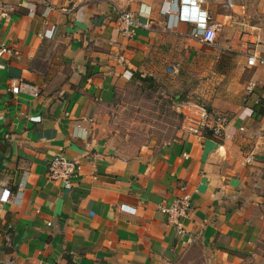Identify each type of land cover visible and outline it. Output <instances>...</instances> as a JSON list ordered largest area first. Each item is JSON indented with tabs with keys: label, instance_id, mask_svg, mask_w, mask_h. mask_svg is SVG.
<instances>
[{
	"label": "crops",
	"instance_id": "obj_1",
	"mask_svg": "<svg viewBox=\"0 0 264 264\" xmlns=\"http://www.w3.org/2000/svg\"><path fill=\"white\" fill-rule=\"evenodd\" d=\"M190 1L0 0V37L20 52L0 67V264H264V66L247 64L264 58V0ZM116 7L149 28L123 36ZM204 16L213 45L193 36ZM190 67L211 77L198 100L232 119L230 137L120 142L118 91ZM58 154L82 166L71 190L48 178ZM181 182L193 209L177 228L158 207Z\"/></svg>",
	"mask_w": 264,
	"mask_h": 264
},
{
	"label": "built area",
	"instance_id": "obj_2",
	"mask_svg": "<svg viewBox=\"0 0 264 264\" xmlns=\"http://www.w3.org/2000/svg\"><path fill=\"white\" fill-rule=\"evenodd\" d=\"M30 6H35L36 3L47 4L48 9L51 8V0H26ZM197 0L190 1L191 6H196ZM3 9L7 11L13 10L10 4H3ZM165 14L169 15L167 22L168 28L173 25L170 24L172 16V6L162 9ZM117 25L119 31L125 37H132L134 29L138 26L149 28L148 24L141 25L135 14L127 9L116 7ZM219 25L211 23L209 16H204L197 22V28L193 31V36L198 38L201 42L213 45L216 40V35ZM20 54L15 43L7 42L0 37V67L4 59L17 57ZM247 64L250 67L264 66V58L256 54H251L248 57ZM174 74H178V70H172ZM256 81H249L245 87L246 93L250 94L256 88ZM12 92L19 93L20 84L12 85ZM175 112L182 117V124L179 132L182 137L192 136L198 140L207 138L225 140L230 137L228 127L232 119L225 114L213 115L210 113L206 105L201 104L193 99L185 101L174 102ZM243 131V128H240ZM82 166L75 160L68 159L63 154H58L50 163L48 167V178L53 182L61 183L65 188L71 190L74 186V179L79 176ZM181 194L170 204L164 203L159 205V211L165 215L170 223L177 228H182L180 219L188 217L193 209V192L191 191L187 182L180 183Z\"/></svg>",
	"mask_w": 264,
	"mask_h": 264
},
{
	"label": "rangeland",
	"instance_id": "obj_3",
	"mask_svg": "<svg viewBox=\"0 0 264 264\" xmlns=\"http://www.w3.org/2000/svg\"><path fill=\"white\" fill-rule=\"evenodd\" d=\"M186 73L180 80L176 76L163 77L155 81L153 89L130 83L120 89L114 106L108 109L110 131L119 135L120 142L135 148L170 142L179 134L172 99L177 95L199 99L204 89L200 84L211 78L198 68L190 67Z\"/></svg>",
	"mask_w": 264,
	"mask_h": 264
},
{
	"label": "trees",
	"instance_id": "obj_4",
	"mask_svg": "<svg viewBox=\"0 0 264 264\" xmlns=\"http://www.w3.org/2000/svg\"><path fill=\"white\" fill-rule=\"evenodd\" d=\"M133 77H134V74H132V78H131L132 80H133ZM132 82L133 83H131V84H138V85H140L142 87H146L147 86V89H153V86L155 85V80H153L152 77H142L141 74H137L134 77V80ZM136 82H138V83H136ZM185 100H188V99L181 98L179 95H177V96H175L174 99H172L173 106H174V102H178V101L181 102V101H185ZM193 100H195V101H197V102H199L201 104H204L198 99H193ZM255 109H256V111L258 110L259 113H261V111H262L261 107L260 108L256 107ZM174 112H175V110H174ZM175 114L177 115V118L179 119V130H180L181 124H182V117L180 115H178L176 112H175ZM255 115H257V113Z\"/></svg>",
	"mask_w": 264,
	"mask_h": 264
}]
</instances>
